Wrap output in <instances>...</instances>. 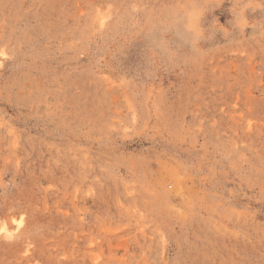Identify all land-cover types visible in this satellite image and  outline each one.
I'll list each match as a JSON object with an SVG mask.
<instances>
[{
    "label": "rangeland",
    "instance_id": "rangeland-1",
    "mask_svg": "<svg viewBox=\"0 0 264 264\" xmlns=\"http://www.w3.org/2000/svg\"><path fill=\"white\" fill-rule=\"evenodd\" d=\"M0 264H264V0H0Z\"/></svg>",
    "mask_w": 264,
    "mask_h": 264
},
{
    "label": "bare ground",
    "instance_id": "bare-ground-1",
    "mask_svg": "<svg viewBox=\"0 0 264 264\" xmlns=\"http://www.w3.org/2000/svg\"><path fill=\"white\" fill-rule=\"evenodd\" d=\"M16 222H19V221H16ZM19 223H20V222H19ZM16 227H18V226H17V223H16Z\"/></svg>",
    "mask_w": 264,
    "mask_h": 264
}]
</instances>
